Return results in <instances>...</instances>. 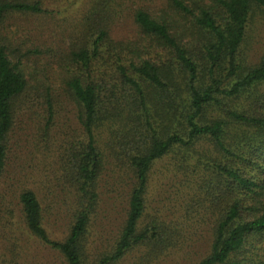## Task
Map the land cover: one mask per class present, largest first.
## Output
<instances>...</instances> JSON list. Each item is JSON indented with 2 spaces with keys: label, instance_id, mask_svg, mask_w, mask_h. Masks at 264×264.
Instances as JSON below:
<instances>
[{
  "label": "trees",
  "instance_id": "16d2710c",
  "mask_svg": "<svg viewBox=\"0 0 264 264\" xmlns=\"http://www.w3.org/2000/svg\"><path fill=\"white\" fill-rule=\"evenodd\" d=\"M166 4L186 14L204 39L193 43L176 35L168 8L154 14L139 7L135 22L144 35L161 41L162 54L144 48L133 59L117 49L110 55L108 31L94 33L91 47L72 52L64 81L77 107V130L65 123L55 129L57 111L47 94L36 135L26 151L19 145L24 166L13 191L17 230L60 254L65 264H85L100 186L116 170L132 179L126 219L112 249L101 252L95 264H118L143 249L144 264L152 263L178 248L182 240L176 237L186 228L207 218L214 224L213 242L197 264H253L248 253L264 240V54L253 66L241 59L252 11H264V0ZM42 12L40 1L0 0V24L10 13ZM100 65L111 66L107 78ZM30 89L23 62L14 63L0 45V190L17 157L15 124L19 110L32 101L26 99ZM236 126L241 134L232 138ZM33 153L51 155L53 172L40 177L35 168L41 162ZM165 159L194 174L181 220L153 206L152 175ZM38 177L47 193L35 187ZM52 213L65 218L60 238L50 232ZM7 250L18 254L8 264H28L19 260L25 250Z\"/></svg>",
  "mask_w": 264,
  "mask_h": 264
},
{
  "label": "rangeland",
  "instance_id": "374dc122",
  "mask_svg": "<svg viewBox=\"0 0 264 264\" xmlns=\"http://www.w3.org/2000/svg\"><path fill=\"white\" fill-rule=\"evenodd\" d=\"M22 1H40L45 12L10 13L0 24V45L7 47L9 57L14 63L20 60L23 62L26 76L29 79V88H31L26 99L32 100L19 110L13 145V153L17 157L12 156L5 178L7 184H4L0 190L2 194L0 195V264H8L7 261L12 257L18 258L15 257L18 254H10L7 250L9 248L25 250L27 254H20L19 260L27 261L28 264H65L60 254L30 237L27 232L17 230L18 208L13 191L16 189L15 177L21 175L16 172L20 166H24V162L18 158L21 156L19 145L24 147L23 151H26L28 141L31 140L33 134L36 135L32 132L42 120L41 107L45 102L43 98L47 94L51 95L57 111L55 129L59 130L61 124L65 123L70 125L72 131L77 130V107L67 92L64 81L69 77L68 65L71 63L72 52L91 47L94 33L103 28L108 31L105 44L110 55L113 50L117 49L127 59H133L142 55L144 48L151 50V53L162 54L160 53L161 41L141 32L135 22L134 13L136 9L143 6L154 14H160L168 8L165 6L168 4H166L167 0ZM167 14L173 32L179 37H185L186 42L204 39L203 34L189 21L186 14L176 13L169 8ZM263 54L264 11L256 7L252 11L241 48V59L246 66H253L261 61ZM98 69L106 71V78L111 74L110 65L105 67L100 65ZM49 87L50 91L45 93ZM31 106H34L32 110L29 108ZM248 130L243 129V131ZM239 134L241 131L236 126L231 136L237 138ZM102 135L106 137L105 133ZM33 155H35V160L40 159L41 162L40 167H33L40 177L42 172H53L51 155L47 156L45 153L43 155L33 153ZM33 163L31 164L34 165ZM29 169L31 168L26 170ZM112 174L113 176H106L100 186L101 205L93 221L85 264H95L96 259L102 255L101 252L112 249L125 223L128 197L133 185L132 179L118 170ZM193 176L194 174L190 171L176 167L174 159L159 162L152 175L153 206L160 208L163 213L176 212L178 219L181 220L183 208L193 194L191 189L195 179ZM41 180V178L36 179L35 187L47 193L48 189L42 186ZM196 207L199 206L196 204ZM10 210L16 211L11 214ZM50 216H52L50 221L52 237L60 238L65 233V218L53 213ZM213 228L214 224L210 218L189 226L185 229L183 239L176 237L178 241L182 240L178 248L149 264H197L210 252ZM256 246L250 249L249 257L253 264H263L264 240ZM143 254L144 249L131 251L118 264H144Z\"/></svg>",
  "mask_w": 264,
  "mask_h": 264
}]
</instances>
